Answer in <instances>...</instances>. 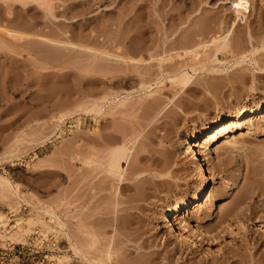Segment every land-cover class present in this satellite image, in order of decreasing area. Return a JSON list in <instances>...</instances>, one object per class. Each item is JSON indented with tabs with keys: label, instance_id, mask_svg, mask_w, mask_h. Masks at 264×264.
I'll return each instance as SVG.
<instances>
[{
	"label": "rangeland",
	"instance_id": "374dc122",
	"mask_svg": "<svg viewBox=\"0 0 264 264\" xmlns=\"http://www.w3.org/2000/svg\"><path fill=\"white\" fill-rule=\"evenodd\" d=\"M240 9L0 0V264H264V0Z\"/></svg>",
	"mask_w": 264,
	"mask_h": 264
},
{
	"label": "bare ground",
	"instance_id": "6f19581e",
	"mask_svg": "<svg viewBox=\"0 0 264 264\" xmlns=\"http://www.w3.org/2000/svg\"><path fill=\"white\" fill-rule=\"evenodd\" d=\"M247 1L248 0H235V7H239V9L241 8V9H246V3H247ZM240 9V10H241ZM202 32V31H201ZM208 32V31H207ZM3 33V32H2ZM2 33H0L3 37H1V38H4V34H2ZM209 33V32H208ZM207 33V34H208ZM230 31L228 32V33H226L225 32V34L223 35V36H219V37H217V39H215V46H216V48H217V50H220V51H225V50H227L228 49V47H229V41H230ZM208 38H210V36H208ZM207 38V39H208ZM132 39V38H131ZM196 39V38H195ZM6 40V39H5ZM133 40V39H132ZM132 40H130V41H132ZM142 40V39H141ZM143 40H145L144 38H143ZM141 41V42H143V43H141V42H138L137 40V42L138 43H134V44H132V42H131V44H130V42H129V44L130 45H128V47H126V49L125 50H123L122 52L124 53V55L126 54V56H128L129 57V59L131 58L132 59V56H133V58H134V56L135 55H137V54H139V53H142V55H144V52L143 51H146V50H148L149 49V47L150 46H148V45H146L145 43H144V41ZM146 41V40H145ZM197 41V40H196ZM204 41V40H203ZM162 43H168L169 42V45L171 46V44H172V41H169V39L167 38V39H165L164 38V40L163 41H161ZM205 42V41H204ZM182 44V43H181ZM164 45V44H163ZM163 45H161V46H163ZM125 46H127V45H125ZM168 46V45H167ZM118 52H120V51H118ZM123 53H122V55H123ZM119 54V53H118ZM125 56V57H126ZM118 59V58H117ZM121 59V58H120ZM115 60V59H114ZM130 61V60H129ZM185 72V71H184ZM188 73V72H187ZM183 73H181V75H182ZM185 74V73H184ZM189 74V73H188ZM183 75L182 76V78L184 77V76H189V75ZM191 75V74H190ZM191 77H192V75H191ZM191 77L189 78L190 80H191ZM179 78H180V76H179ZM181 78V82H182V80H184V79H186L185 77L182 79ZM187 80V79H186ZM184 83V82H183ZM186 83V82H185ZM190 84V83H189ZM183 85V84H182ZM186 85V84H185ZM184 86V85H183ZM186 86H188V84L186 85ZM262 104V103H261ZM98 106V105H97ZM260 108H261V106L258 108L259 110H260ZM257 109V108H256ZM255 109V110H256ZM259 110H256V111H258L259 112ZM252 111H254V108L253 107H250V108H248V109H242V110H240L238 113H236V116H235V118H231V119H229V120H222V122H220L213 130H211V131H209L207 134H206V138H205V140L204 141H206L208 144H211L212 145V143L214 144V143H217L218 141H219V138H220V136H225L227 139V142L230 144V143H232V144H237V141H238V139H239V136H236V134H235V132H232L231 131V129H232V127L233 126H236V125H238V124H241V119L242 118H246V117H248L251 113H252ZM249 127H251V125L249 126ZM203 141V142H204ZM234 144V145H235ZM201 145V143L199 142V140L198 139H196V140H189L188 142H187V149H188V153H192V156H193V158H192V160L193 161H199V159L200 158H198V156H197V152H196V149H195V147H197V146H200ZM211 146L209 145L208 146V148H210ZM131 148L133 149V147L131 146ZM131 148L130 147H128L125 143L123 144V145H120V146H116V147H114V148H110V149H112V150H110V152L108 153V158H107V160H106V167L108 168V170L109 171H111V172H109V171H107V172H109L110 174L112 173L113 175H114V172H115V175L116 174H118L119 172H120V170H121V168H122V166H121V162L122 161H124L125 162V160H127L128 159V156H129V154H130V152H131ZM211 149V148H210ZM133 153H134V150H133ZM131 157H132V152H131V155H130ZM125 159V160H124ZM128 160H130V159H128ZM107 170V169H106ZM122 174V173H121ZM204 180H205V174L203 173V175L201 176V181L203 182V191L204 190H208V188L206 187L207 185H206V183H204ZM199 198V197H198ZM200 200V199H199ZM199 200H197L196 201V203H197V206H199ZM201 205V204H200ZM190 207V203H189V201L187 202H185V203H183V205L182 204H175L173 207H171V208H168L167 210H166V213H165V215L164 216H166V217H168L169 215H170V213L172 212V215H173V213H174V216H173V221H175L177 218H176V214H177V212H179V211H181L182 209H186V208H189ZM171 225H173V223L171 224Z\"/></svg>",
	"mask_w": 264,
	"mask_h": 264
}]
</instances>
